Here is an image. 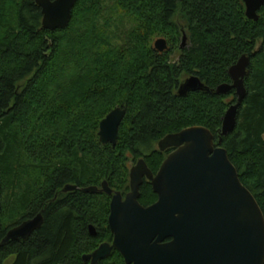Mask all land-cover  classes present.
<instances>
[{"label":"trees","instance_id":"16d2710c","mask_svg":"<svg viewBox=\"0 0 264 264\" xmlns=\"http://www.w3.org/2000/svg\"><path fill=\"white\" fill-rule=\"evenodd\" d=\"M259 14L247 19L242 0H78L68 28L50 32L34 1L0 0V243L44 217L26 242L0 247V264H84L114 240L111 197L82 189L107 182L129 193L127 162L143 159L157 174L172 151L158 143L184 129L205 127L218 143L237 96L215 92L232 84L229 70L244 55L247 98L223 147L264 213V7ZM126 21L132 29L115 43ZM161 38L165 53L155 50ZM192 76L211 92L179 97ZM117 108L127 112L118 144L103 146L100 123ZM68 185L79 189L61 193ZM157 200L144 180L140 204ZM99 264L126 263L114 250Z\"/></svg>","mask_w":264,"mask_h":264},{"label":"water","instance_id":"95a60500","mask_svg":"<svg viewBox=\"0 0 264 264\" xmlns=\"http://www.w3.org/2000/svg\"><path fill=\"white\" fill-rule=\"evenodd\" d=\"M42 11L43 29L65 30L78 0H32ZM247 19L258 22L264 0H242ZM184 36L182 48L186 46ZM166 39L155 42L159 53L168 51ZM251 59L244 55L230 68L232 84L220 85L216 95L236 92L237 103L225 114L218 143L207 128L197 126L166 136L158 143L160 152L172 150L157 174L141 159L130 172V193L125 197L104 182L101 188L88 187L84 193L112 197L109 228L113 243L102 244L83 257L84 264H99L114 250L126 264H264V213L250 190L243 185L239 172L223 147V138L237 127L239 109L247 98L245 79ZM211 89L198 77L186 79L178 96ZM126 110H113L100 123L99 140L103 146L116 148ZM147 180L158 196L149 207L140 204V188ZM66 186L61 193L75 192ZM44 225L43 212L11 229L0 243L5 247L24 243ZM97 236L94 226L89 227Z\"/></svg>","mask_w":264,"mask_h":264},{"label":"rangeland","instance_id":"374dc122","mask_svg":"<svg viewBox=\"0 0 264 264\" xmlns=\"http://www.w3.org/2000/svg\"><path fill=\"white\" fill-rule=\"evenodd\" d=\"M102 23H104V21L102 22ZM117 23H119L118 21H116V24ZM119 26H121L122 27V25L121 24H119ZM130 28L132 29V26L126 21V22H124V27L123 28H121V30H118L116 27L114 28V31H113V33H117V37H116V39H115V43H120L121 41H122V39H121V37L128 31V30H130ZM182 39H181V45H182ZM187 43V42H186ZM179 56H180V54H179V52H175V54H173L172 55V61L173 62H175V63H177L178 62V60H179ZM186 80V78H183V80H181L182 82H184ZM228 111V110H227ZM159 150V149H158ZM166 157H167V154H166ZM166 158L164 157V160H165ZM163 160V161H164ZM137 164V162L136 161H131V160H129L128 162H127V166L130 168V171H129V176H128V180H129V187H130V172H131V168L133 167V166H135ZM117 192V191H116ZM119 193H121L122 194V196L124 197V196H126L127 194H128V192L126 193V191L125 192H121V191H119ZM111 200H112V198H111ZM111 200H110V205H111ZM111 240V239H110ZM106 243H113V240H111V241H107Z\"/></svg>","mask_w":264,"mask_h":264},{"label":"flooded vegetation","instance_id":"af4514ba","mask_svg":"<svg viewBox=\"0 0 264 264\" xmlns=\"http://www.w3.org/2000/svg\"><path fill=\"white\" fill-rule=\"evenodd\" d=\"M125 197V196H124ZM112 198V197H111Z\"/></svg>","mask_w":264,"mask_h":264},{"label":"bare ground","instance_id":"6f19581e","mask_svg":"<svg viewBox=\"0 0 264 264\" xmlns=\"http://www.w3.org/2000/svg\"><path fill=\"white\" fill-rule=\"evenodd\" d=\"M122 195V194H121Z\"/></svg>","mask_w":264,"mask_h":264}]
</instances>
